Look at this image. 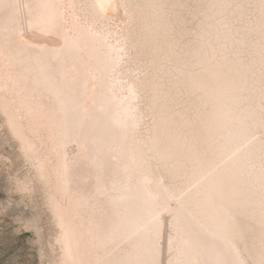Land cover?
<instances>
[{"label":"bare ground","instance_id":"obj_1","mask_svg":"<svg viewBox=\"0 0 264 264\" xmlns=\"http://www.w3.org/2000/svg\"><path fill=\"white\" fill-rule=\"evenodd\" d=\"M4 2L76 6L68 9L67 43L60 36L26 35L57 51L25 49L16 55L22 67L10 70L5 65L11 53L0 46V109L31 107L19 128L32 151L21 144L36 178L47 187L62 264L109 258L94 239L109 232L128 235L150 213L159 216L157 258L168 264L170 212L178 207L172 197L181 193L183 203L213 233L210 243L222 242L214 239L222 235L215 220L231 209L244 234L241 258L258 259L259 241L253 237L261 234L264 152L259 10L241 30L227 16L242 10L205 7V20L199 19L198 38L190 46L180 40L187 20L178 16L175 0H101L129 5L128 16L123 8L100 13L93 7L97 0ZM219 21L235 30L227 31ZM3 22L0 14V26ZM236 41L251 47L249 59L233 50ZM38 56L48 70L41 71ZM182 86L188 95L183 99ZM249 110L256 119L241 124V114ZM167 174L178 181L168 182ZM21 189H31V183L21 182Z\"/></svg>","mask_w":264,"mask_h":264},{"label":"snow or ice","instance_id":"obj_2","mask_svg":"<svg viewBox=\"0 0 264 264\" xmlns=\"http://www.w3.org/2000/svg\"><path fill=\"white\" fill-rule=\"evenodd\" d=\"M27 7V13L23 9ZM75 5H55L47 2H39L33 5H23L21 3H5L0 0V14L4 16L3 25L0 26V46L6 53H11L7 58L5 67L8 69H19L23 61H17L16 55H23L24 50H36L40 53L45 51H57L56 49L47 50L39 43L30 42L26 35L38 33L41 36H60L67 43V36L64 32L65 25L69 23L68 9H75ZM100 13L107 14L108 9L119 11L124 9V15L128 16L127 4H116L101 2L93 5ZM163 7V6H161ZM175 7H185L176 5ZM200 7V6H197ZM210 8L248 10L249 17L252 10H259V23L261 32V54L264 57V0H259L258 4H224L208 5ZM235 14V13H234ZM79 17H74L78 21ZM239 21H237L238 23ZM222 23L227 31L235 29ZM117 39V45L122 41ZM120 52L124 49L119 48ZM35 62L41 65V71L48 70V66L43 62L41 56L35 58ZM264 75V71H262ZM264 84V80H262ZM6 91V90H5ZM259 120L264 123V98L261 101ZM27 110L31 113L30 106H22L20 109L10 111L6 104L3 114L6 118V127L12 137L18 142L26 145V152H31L33 145L24 140L19 128V121L24 118L23 113ZM256 119V115L250 110L246 114H241L239 120L243 124L247 120ZM261 192H260V255L258 259H242L240 244L244 243V234L237 225L236 217L231 209L225 210L222 216L215 220V223L222 229V235L214 237L221 240L220 244L210 243L208 238L213 236L208 227L202 223L191 211L190 206L183 203V193L173 196L178 207L172 215L171 233L168 239V264H264V152L261 155ZM159 241V216L158 213H150L134 230L125 236L117 237L115 232H109L99 238L94 239V243L102 248L109 258L98 260L95 264H163L158 256ZM66 255L71 256L72 251L68 249ZM69 264H85L84 261L72 260Z\"/></svg>","mask_w":264,"mask_h":264},{"label":"rangeland","instance_id":"obj_3","mask_svg":"<svg viewBox=\"0 0 264 264\" xmlns=\"http://www.w3.org/2000/svg\"><path fill=\"white\" fill-rule=\"evenodd\" d=\"M207 1L175 0L178 5L186 7L175 8L178 16H185L183 19L187 20L184 27L181 24L184 32L180 40L190 46L196 42V32L201 21L205 20ZM248 4L254 3L252 0H243V5ZM242 11L236 17L233 13L227 16L241 30L256 14V10H252L253 14L249 17L247 9ZM233 50L245 60L251 56V47H242L238 41L234 43ZM181 90L183 99L188 96L186 87L182 86ZM5 125L6 118L0 109V264H62V248L58 242L60 230L47 202V187L36 178L34 164L26 157L22 144L12 137ZM166 180L178 181V178L167 174ZM25 181L31 183V189L27 191L21 189V182ZM15 202L22 204L21 207H14ZM258 236L253 237V240L259 241Z\"/></svg>","mask_w":264,"mask_h":264}]
</instances>
